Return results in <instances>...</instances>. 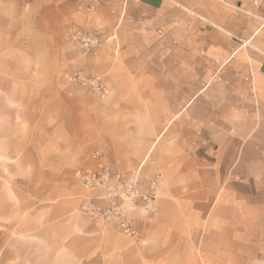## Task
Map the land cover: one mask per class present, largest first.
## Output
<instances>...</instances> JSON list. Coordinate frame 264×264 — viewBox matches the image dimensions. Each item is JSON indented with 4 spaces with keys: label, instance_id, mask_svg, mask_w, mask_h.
Instances as JSON below:
<instances>
[{
    "label": "crops",
    "instance_id": "0c3cea01",
    "mask_svg": "<svg viewBox=\"0 0 264 264\" xmlns=\"http://www.w3.org/2000/svg\"><path fill=\"white\" fill-rule=\"evenodd\" d=\"M0 264H264V0H0Z\"/></svg>",
    "mask_w": 264,
    "mask_h": 264
},
{
    "label": "built area",
    "instance_id": "2783aa9c",
    "mask_svg": "<svg viewBox=\"0 0 264 264\" xmlns=\"http://www.w3.org/2000/svg\"><path fill=\"white\" fill-rule=\"evenodd\" d=\"M75 40L77 47L83 54L90 52L92 49L100 46L98 38L89 35H75ZM76 79L78 82L83 83L94 92L99 93L100 88L98 86L97 80L85 79L80 76ZM82 181L85 187L101 188L106 184L107 177L104 174H86L82 177ZM115 183L118 188L106 187L107 192L110 195L105 200L104 208L98 211L96 217L101 221H112L118 224L126 233H131L130 227H128L125 222L128 213L137 207L136 201L138 197L128 187L129 180L125 179L123 175L118 176L115 180ZM143 207L146 208L147 204H144ZM89 209L93 211L91 208Z\"/></svg>",
    "mask_w": 264,
    "mask_h": 264
},
{
    "label": "rangeland",
    "instance_id": "374dc122",
    "mask_svg": "<svg viewBox=\"0 0 264 264\" xmlns=\"http://www.w3.org/2000/svg\"><path fill=\"white\" fill-rule=\"evenodd\" d=\"M114 183H115V182H114ZM136 206H137V204H136ZM147 208H148V207H146V209H147ZM135 209H136V208H135ZM135 209H134V210H135ZM134 210H133V211H134ZM133 211H131V212H133ZM131 212H129V213H131ZM129 213H128V214H129Z\"/></svg>",
    "mask_w": 264,
    "mask_h": 264
}]
</instances>
